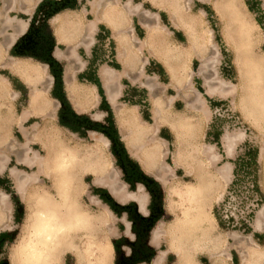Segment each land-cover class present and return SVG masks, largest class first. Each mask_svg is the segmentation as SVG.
Wrapping results in <instances>:
<instances>
[{"label":"rangeland","instance_id":"374dc122","mask_svg":"<svg viewBox=\"0 0 264 264\" xmlns=\"http://www.w3.org/2000/svg\"><path fill=\"white\" fill-rule=\"evenodd\" d=\"M87 1L93 3V0H81L82 5L74 13L77 15L85 14ZM112 1L114 3L118 1L121 6L127 0H107L102 4L103 9ZM210 1L212 0H192L190 11L192 10L196 15H199L200 11L204 12V15L200 16L202 22V27L200 28L203 31L201 36L203 38L208 37L206 32L210 31L211 42L214 47L210 46V49L201 55L202 57L195 54L183 56L178 79H173L166 68L163 69L159 65L153 64V62L151 65H147V72L140 70L141 82L149 90L145 91L147 101L145 108L142 109L145 112L144 116L147 117L146 113L152 111L155 102L160 105L162 113H165L162 122H157L153 118L154 122L150 120L151 125L144 123L147 135H150L149 137L156 141L160 151L163 153L159 164L168 169L167 173L163 174V177L166 178V183L161 182L159 179L158 175H162L157 171L159 165L156 166L157 170L154 172L146 170L132 154L131 150L126 147L125 134L119 129L118 111L121 112L122 118H128V114L133 112L139 116L137 106H126L128 100L131 101L128 105L138 100L133 99L131 96L121 98L118 103L117 101L114 104L111 103L113 106L106 105L105 101L103 104L94 105L93 101L92 109L79 113L86 115L93 112L94 116L96 113L101 114L107 111V114L102 119L104 123L110 126L108 134L98 131L95 126H93V132H89V134H77L72 130L69 131L59 127L57 103L54 97H51L50 110L45 116L38 119V123L33 126L29 124L26 126L28 130L27 137L31 136L30 147L42 156H46L43 144L56 148L61 143L78 152L92 147L93 151L107 165L102 175L109 173L112 174L111 176L114 175L113 181L117 186L122 187V192L146 197L144 211H141L134 200H117L109 188L95 184L94 176L90 174L81 176V181L84 183V192L80 197V201L83 206L93 216L99 214L110 215L108 225L102 226L101 230H98L99 233L97 232L96 234L98 239L102 240L103 238V240H108L107 242L111 244L112 256L109 264H177L176 256L168 251L169 243L166 238L160 240L156 245L151 242L155 229L161 225L167 227L181 215L183 205L178 196L175 195V190L183 187L186 183L196 181V176L190 177L185 173V158L179 161L178 165L175 163L174 159L180 146L182 147L180 151L183 157L185 155L187 157V152L191 149L190 146L192 144L188 141V137L183 136L178 140L176 133L170 127V123L174 120L179 124H191L194 127L195 144L200 149L201 147H212L211 154L215 153L218 156L217 161L209 164L206 162L205 157L202 158L198 154L204 161L205 168L203 173L216 178L218 181L217 188L212 192L214 196L211 198L208 211L215 218L216 234L220 238L221 247L225 251L224 253L229 254L231 257L230 260H225L226 264H241V255L250 252L254 244L264 245V232H256L253 228L257 213L264 206V159H259L260 150L264 146V85H249L248 102H245L246 100L242 101L240 98L234 97V95L226 97L207 95V81L214 85L218 84L216 83L217 80L233 85L238 84L239 81L238 72L234 64V55L222 37L220 21L212 9ZM243 1L250 11L251 19L258 25L260 41L256 48V53L264 65V0ZM149 2H152V0H132L134 5L142 4L145 12L147 10L152 14L159 15L161 25L166 29L164 31L166 32L164 41L165 44H168V47L185 51L188 48V38L185 36V32L173 25L167 10L160 5L155 6ZM77 3L74 0H67L65 8H77ZM69 13L73 14V12ZM135 14L136 16H130L129 27L124 28L127 34H129L128 29L130 26H133V19L134 26H137L139 21H147L152 25L156 23V20L146 18L141 13ZM112 36L113 34L110 31H104V35L99 38V41L94 46L99 54L96 58L95 55L93 58L89 57V59H93V70H96L98 65H111L115 69H121L119 65L113 62L111 57L115 46ZM142 36L140 29H137L134 38L139 40L138 37ZM81 52L83 53V51ZM208 53H210L208 57H213L215 63L203 71L201 60ZM105 56L107 57L102 62L101 58ZM148 58V53L141 55L139 60L140 69H143L144 62H147ZM134 65L135 62L131 67ZM115 71L121 75L117 70ZM95 81L97 80L93 77V83ZM67 82L68 88L73 86L69 79ZM122 84L125 90L132 91L128 89L129 83L127 80H123ZM151 84L152 87L149 86ZM112 86L114 88V85ZM197 92L204 99L203 105H198V103L194 102ZM100 95L104 96L103 93ZM26 97L23 94V98L25 99ZM248 104L249 115L246 116L244 110ZM25 106V100L16 103L17 112L20 113ZM0 108H2L4 113L8 112L12 109L11 102H7V104L1 103ZM140 112L142 113V111ZM100 117L101 115L98 114L97 118L99 119ZM158 129L161 130L159 135L157 134ZM218 132H221L220 146L217 145ZM208 133L210 134L208 135ZM27 137L20 135L16 129L9 127L7 143L2 146L4 147L3 153L8 157L7 163L10 164L8 169L0 175V192H5L9 195L10 206L3 226H0V264H24L22 259L17 256V249L20 243L29 235L28 226L32 210L31 206L23 202L18 195L10 170L11 168H18L23 172H35L38 174V169L35 166V168H29L25 165H18V154L20 152L22 154L21 147L26 142ZM228 137L234 140L231 155L226 152V140ZM57 139H60L59 144ZM100 139H103V142ZM254 150H258V171L256 177L253 167H249V173L247 169H243L239 172V176L236 179L234 173L235 161L238 158H244L246 152ZM226 164L230 167V173L228 180L224 182L220 179L218 170ZM41 175H38L39 182L36 183V187L45 188L55 196L54 179ZM219 193H222V196L220 199H216L215 195ZM147 194L149 197H147ZM174 202L178 205L177 208L172 209L171 206ZM118 203L120 205H117ZM216 214L222 218L225 224L224 228L219 226ZM143 222L147 224L146 227L142 225ZM126 223H130V233H127ZM140 228H145L141 235L138 233ZM87 237L85 231L80 232V236L76 239L79 247H85L88 242ZM250 237L252 240H250ZM162 251H167L163 257L161 255ZM96 252V250L93 251L91 258L95 257ZM159 259L162 261L159 262ZM197 262L211 264L209 257L205 254H200ZM58 264H77V261L73 253L66 252L59 257ZM261 264H264V262Z\"/></svg>","mask_w":264,"mask_h":264},{"label":"bare ground","instance_id":"6f19581e","mask_svg":"<svg viewBox=\"0 0 264 264\" xmlns=\"http://www.w3.org/2000/svg\"><path fill=\"white\" fill-rule=\"evenodd\" d=\"M104 2V0H93V9L97 13L96 16H102L109 24L108 27L111 26L114 32L118 59L124 66V74L130 70L140 49L145 46L151 48V53L161 60L173 79H178L183 56L195 54L202 57L201 55L209 50L210 46L214 47L211 42L210 31L206 32L208 37L203 38L201 36L203 31L200 28L202 27L200 16H203L204 12L200 11V14L196 15L192 10L190 11L192 0H152L153 5H160L168 11L170 15V18H168L171 19L177 29L185 32V36L188 38V48L185 51L170 48L167 46L168 44H165L166 32L164 31L166 29L161 25L158 14H152L146 10V18L154 19L156 23L152 25L147 21L142 22V25L147 29V36L144 41H139L132 35L127 34L123 27H125L128 15L138 12L141 4L134 5L132 0H127L124 5L120 6L118 1H115V3L112 1L103 9L102 4ZM187 4L189 5L187 6ZM210 5L219 18L222 37L234 55V64L238 72L239 81L238 84L234 85L222 80H217L216 83L218 84L215 85L207 81L206 93L209 96L221 97L234 95V97L248 102L249 85H264V65L256 53V48L260 41L258 25L251 19L250 11L243 0H212ZM100 8L102 11L97 12ZM57 23L60 28L72 24L67 19L57 20ZM209 54L201 60L203 71L215 63L213 57H208ZM16 69L22 75H27V81L33 87L44 77L43 70L39 66H30L28 70ZM101 75L109 100L114 104L118 91L112 85H114L113 83L119 78L120 74L114 69L104 67ZM149 86L152 87V84ZM39 92L33 90L30 105L36 107L41 103L48 106V100L42 94L40 95ZM69 92L71 95L73 94V86H70ZM11 95L13 94H10L9 83L5 79L1 80L0 99H5L6 96L7 98L8 96L11 97ZM203 100L201 94L197 92L194 102L198 103V105H203ZM161 110L160 105L155 102L152 113L154 120L157 122H162L165 115ZM3 113L4 111L1 114ZM13 113V110L10 109L4 113L3 117H1L2 119L0 118V173L5 169L8 159L7 155L3 153L4 147L2 146L7 143L8 130L11 124L9 121H11ZM244 114L246 116L249 115V104L246 105ZM27 115L28 113L26 112L22 117L24 118ZM118 117L132 154L146 170L152 171L154 165L160 162L163 155L159 145L153 138L149 137L150 135H147L145 123L141 121L136 113L128 114V118H122L121 112L118 111ZM170 127L176 133L178 140L183 136L188 137V141L192 144V147L190 146L191 149L187 152V157L186 155L183 157L180 151L182 147H178V154L174 160L178 165L179 161L185 158V173L190 177L196 176V181L186 183L183 187L175 190V195L178 196L183 205L181 215L167 227L161 225L155 229L151 242L156 245L160 240L166 238L169 243L168 251L176 256L177 264H202L197 262L200 254L207 255L211 264H226L225 260H230L231 257L229 254L224 253L220 238L216 234L215 218L208 211L211 198L214 196L212 192L217 188L218 181L216 178L203 173L205 168L204 161L199 157H205L207 163L213 164V162L218 160V156L215 153L211 154L212 147H201L200 149L195 144L194 127L191 124H179L174 120L170 123ZM23 135L27 137L26 130H24ZM30 137H27L26 142L23 143L21 147L22 154H20L21 152L18 154L17 160L19 164L29 168L37 167L38 174L35 172H23L18 168H11L10 170L18 195L23 202L31 206L32 210L28 226L29 235L20 243L17 249V256L22 259L24 264H58L59 257L62 254L71 252L74 254L77 264H109L112 256L111 244L107 242L108 240H103L102 237V240L98 239L96 234L102 226L108 225L110 215L99 214L93 216L83 206L80 201V197L84 192V183L81 181V176L83 174L94 176L95 184L109 188L117 200H134L141 211H144L146 197L134 193H124L121 191L122 187L117 186L113 181L114 175L111 176V173L102 175L107 165L93 151L92 147L78 152L62 145L59 141L60 139H57L58 141H56L60 145L56 148L43 144L46 156H42L30 147ZM100 140L103 142V139ZM226 141V152L231 155L234 140L228 137ZM259 159H264V146L260 150ZM166 168L159 167V172L162 175L158 176L163 183H166V178L163 177V174L167 173L168 169ZM229 173L230 167L227 164L218 170L220 179L224 182L228 180ZM39 174L54 179L55 196L45 188L36 187V183L39 182ZM221 196L222 193L215 195L216 199H220ZM175 203H172V209L177 208L178 204ZM9 206V195L5 192H0V226H3ZM126 227L127 233H130V223H126ZM253 228L256 232H264V206L258 211ZM81 231H85L88 236V242L85 247H79L76 241ZM250 240H252L251 237ZM95 250L97 251L95 257L91 258ZM166 253L167 251H162V257ZM160 261L162 260L159 259ZM262 262H264V245L254 244L250 252L241 255V264H261Z\"/></svg>","mask_w":264,"mask_h":264},{"label":"crops","instance_id":"0c3cea01","mask_svg":"<svg viewBox=\"0 0 264 264\" xmlns=\"http://www.w3.org/2000/svg\"><path fill=\"white\" fill-rule=\"evenodd\" d=\"M66 1L0 0V81L3 79L7 80L10 94H13L11 97L8 96L7 98L6 96L5 99H0V104L11 102L13 114H16L15 116H11V121H9L11 129H16L20 135L25 136L23 135L24 130L28 133L26 126L28 124L33 126L38 123V119L45 116L50 110L48 107H50L51 97H54L57 103L56 109L59 127L69 131L72 130L77 134H89V132H93V126H95L98 131L109 133L110 126L104 123L102 119L107 114V111L101 114L96 113L94 116L93 112L86 115L79 114L87 111V109H92L93 101L94 105L103 104L105 101L106 105L113 106L108 98L101 77V69L103 66L113 69L115 67L111 65H98L97 69L93 70V59H89V57L93 58L94 55L95 58L98 56L99 53L95 50L94 46L99 41V38L104 35V31H110L113 34L112 38L115 46L113 47L111 57L113 62L121 67V69H115L121 73L114 83V88L118 91L117 103L125 96L138 99L130 105L128 104L131 101L128 100L126 106H137V112L141 121L151 125L150 120L154 122L152 111H146V118L150 119L149 121L143 116L144 110L142 109L145 108L147 101L145 91L149 90L141 82L142 76L140 75L139 60L142 54H149L147 62H144V66L142 67L143 72H147V65H151L152 62L165 69L161 60L151 53V48L142 47L138 53L135 65L130 68L128 73L124 74V66L118 59L117 42L114 32L111 26L108 27L109 24L102 16H96L97 13L93 9V3L87 1V5L85 6L86 13L77 15L74 12L82 5L81 0H74L78 2L76 4L77 8L73 7L69 9L65 8ZM149 3L153 4L152 2ZM101 10L100 8L97 12ZM69 12H73V14ZM136 13H141L142 16L146 17L142 4ZM130 16L128 15L123 29L129 27ZM132 16H136V14L134 13ZM61 19H67L72 24L60 28L58 27L57 20ZM137 29H140L143 34L142 37H138L139 41H144L147 36V29L140 21L137 23V26H134L133 19V26H130L128 33L135 37ZM106 57L101 58L102 62ZM30 66H39L44 73V77L35 87L28 83L27 75H22L16 69L28 70ZM93 77L97 80L95 83H93ZM68 79L73 85L72 95L69 92ZM123 80L128 81V89H131V92L130 90H125L122 84ZM47 85L49 86L46 87ZM99 86L102 87L104 96L100 95ZM33 90L40 91V95L42 94L48 100V106L41 103L36 107L30 105ZM23 94L27 96L25 99L23 98ZM22 100H25L26 106L18 113L16 103ZM2 112L3 110L0 108V118L4 115V113L1 114ZM26 112L28 115L23 118L22 116ZM98 114L101 115L99 119L97 118ZM119 129L123 134L125 133L120 124ZM159 133H161V130L158 129L157 134L159 135ZM160 138L164 140L163 137L160 136ZM126 147L129 149L128 145ZM9 164H6V168L0 175L8 169ZM157 165L163 168L162 164L158 163L154 165L153 170L150 172L157 170ZM157 171L159 172V168ZM142 186L144 187V185ZM147 197H149L148 194ZM117 205L120 204L118 203Z\"/></svg>","mask_w":264,"mask_h":264},{"label":"trees","instance_id":"16d2710c","mask_svg":"<svg viewBox=\"0 0 264 264\" xmlns=\"http://www.w3.org/2000/svg\"><path fill=\"white\" fill-rule=\"evenodd\" d=\"M99 91L100 93H102L103 89L101 86H99ZM145 112L143 111V116H144ZM146 120H150V119H147L146 116H144ZM210 133H208L209 135ZM220 135H221V132H218L217 133V137H218V141H217V145L220 146ZM257 158H258V150H254V151H248L246 152V156H244V158H238L236 161H235V169H234V173H235V178L237 179L238 176H239V172L243 169H247L248 170V173H249V167H253V172L255 173V177H256V173L258 171V161H257ZM216 218H217V221L219 223V226L221 228H224L225 227V224L222 220V218L216 214L215 215ZM249 230V229H248Z\"/></svg>","mask_w":264,"mask_h":264},{"label":"flooded vegetation","instance_id":"af4514ba","mask_svg":"<svg viewBox=\"0 0 264 264\" xmlns=\"http://www.w3.org/2000/svg\"><path fill=\"white\" fill-rule=\"evenodd\" d=\"M142 225H144V227H146L147 226V224L146 223H142ZM145 230V228H140V229H138V233L141 235L142 233H143V231ZM142 232V233H141Z\"/></svg>","mask_w":264,"mask_h":264},{"label":"water","instance_id":"95a60500","mask_svg":"<svg viewBox=\"0 0 264 264\" xmlns=\"http://www.w3.org/2000/svg\"><path fill=\"white\" fill-rule=\"evenodd\" d=\"M5 264H7V263H5Z\"/></svg>","mask_w":264,"mask_h":264}]
</instances>
